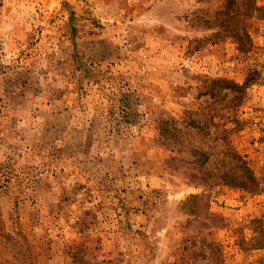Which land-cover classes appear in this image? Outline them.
I'll list each match as a JSON object with an SVG mask.
<instances>
[{
	"label": "rangeland",
	"instance_id": "1",
	"mask_svg": "<svg viewBox=\"0 0 264 264\" xmlns=\"http://www.w3.org/2000/svg\"><path fill=\"white\" fill-rule=\"evenodd\" d=\"M0 264H264V0H0Z\"/></svg>",
	"mask_w": 264,
	"mask_h": 264
},
{
	"label": "trees",
	"instance_id": "2",
	"mask_svg": "<svg viewBox=\"0 0 264 264\" xmlns=\"http://www.w3.org/2000/svg\"><path fill=\"white\" fill-rule=\"evenodd\" d=\"M232 86H233V90H236L239 92H241L244 89L243 87H239L235 84H233ZM235 168L238 171H230V172L224 173L222 175V178H224V180L226 179L227 182H229V184L239 187L243 190H246V191L247 190L253 191L254 189L257 190L259 184L254 178L250 169L245 165V163L240 161L239 167H235Z\"/></svg>",
	"mask_w": 264,
	"mask_h": 264
}]
</instances>
